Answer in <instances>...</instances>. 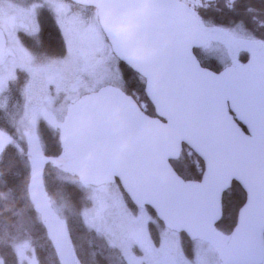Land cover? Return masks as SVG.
Listing matches in <instances>:
<instances>
[{"label":"water","instance_id":"water-1","mask_svg":"<svg viewBox=\"0 0 264 264\" xmlns=\"http://www.w3.org/2000/svg\"><path fill=\"white\" fill-rule=\"evenodd\" d=\"M67 1L95 9L112 54L143 77V92L153 116L144 113L131 96L117 87L102 86L79 96L67 107L61 152L56 156L41 154L30 162L27 196L39 218L54 230L57 263L82 264L72 249L66 223L46 195L42 175L47 164L54 168L67 166L86 186L117 182L132 205L150 209L164 228L185 235L191 242L215 240L222 193L235 182L244 192V201L216 256L220 264H262L264 159L255 152H214L199 132L185 124L168 122L163 112L157 117L158 100L143 71L142 62L150 49L142 29L161 9L169 23L190 41V56L192 49L206 45V35L188 6L177 0ZM4 50L5 38L0 30V57ZM254 57L257 67L264 68V44L240 65L247 66ZM12 141V136L0 129V156ZM182 146L202 162L197 180H183L170 164Z\"/></svg>","mask_w":264,"mask_h":264},{"label":"rangeland","instance_id":"rangeland-1","mask_svg":"<svg viewBox=\"0 0 264 264\" xmlns=\"http://www.w3.org/2000/svg\"><path fill=\"white\" fill-rule=\"evenodd\" d=\"M199 1L184 0L187 5ZM40 7H46L52 13L65 45L62 57L46 63L33 62L18 39L20 31L37 32L36 11ZM0 30L6 46V53L0 58V92L17 71L27 74L21 109L14 116L13 125L17 138L27 142L29 155L35 160L41 155L37 129L40 118L50 128H59L61 133L63 123L58 119L79 96L107 84L119 89L121 76L117 59L98 26L95 9L67 0H0ZM203 30L207 38L206 45L201 47L204 58H215L221 67L230 66L233 61L239 64L240 53L250 54L259 47L258 41L239 26L228 30L204 27ZM59 170L72 176L73 182L90 201L80 211L86 227L103 236L126 264H169L170 261L175 264H220L215 251L224 245L227 236L217 232L214 241L193 240L192 256L186 257L180 248V235L165 230L161 223L159 226L148 208L134 210L130 207L117 182L86 186L67 166ZM148 222L156 223V241L148 237ZM151 227L154 230L153 225ZM49 228L54 235L53 228ZM12 248L20 264H38L27 240L13 243ZM0 264H3L1 259Z\"/></svg>","mask_w":264,"mask_h":264},{"label":"trees","instance_id":"trees-1","mask_svg":"<svg viewBox=\"0 0 264 264\" xmlns=\"http://www.w3.org/2000/svg\"><path fill=\"white\" fill-rule=\"evenodd\" d=\"M188 11L196 18L202 30L204 27L228 30L239 26L244 33L258 41L259 46L264 44V0H200L189 4ZM36 19V33H18L21 44L32 56L33 62L46 63L62 57L65 54L64 40L52 13L46 7H40L36 11ZM194 50L195 56L201 57V48ZM248 56L240 53L239 64ZM202 57H205L203 53ZM206 58L212 59L214 66L221 67L215 58ZM116 62L121 76L120 90L131 95L138 106H142L140 108H143L144 113L153 115L152 106L143 92V77L118 60ZM26 81L27 74L17 71L0 92V129L14 138L0 156V259L3 264H20L12 244L27 240L38 264H58L54 236L49 228L51 226L39 218L27 196L30 162L33 160L29 155L30 148L23 138H17L13 125L14 116L21 109ZM38 135L41 154L56 156L61 152L60 131L39 123ZM170 164L183 180H197L203 170L200 159L185 146H182L177 159L170 161ZM42 180L52 207L66 223L72 249L79 261L82 264H126L122 255L110 247L103 236L88 229L82 221L80 211L90 201L81 187L73 182L72 176L47 164ZM123 197L130 207H134L124 194ZM243 201L244 192L237 183L231 182L222 193L221 216L215 225L216 232L229 235ZM149 212L153 215L150 209ZM152 234L156 240V230ZM179 235L182 253L190 258L192 242L185 235Z\"/></svg>","mask_w":264,"mask_h":264},{"label":"snow or ice","instance_id":"snow-or-ice-1","mask_svg":"<svg viewBox=\"0 0 264 264\" xmlns=\"http://www.w3.org/2000/svg\"><path fill=\"white\" fill-rule=\"evenodd\" d=\"M150 54L142 62L163 119L199 132L214 152L258 153L264 159V68L255 57L216 67L189 55L190 41L161 9L142 29ZM156 106L154 105V109ZM134 129H129L133 131Z\"/></svg>","mask_w":264,"mask_h":264},{"label":"flooded vegetation","instance_id":"flooded-vegetation-1","mask_svg":"<svg viewBox=\"0 0 264 264\" xmlns=\"http://www.w3.org/2000/svg\"><path fill=\"white\" fill-rule=\"evenodd\" d=\"M21 32V31H20ZM19 33V32H18ZM18 39H19V35H18ZM19 41H20V39H19ZM21 43V42H20ZM22 45V44H21ZM24 47V46H23ZM25 48V47H24ZM6 53V46H5V50H4V53H3V55ZM2 55V56H3ZM1 56V57H2ZM0 57V58H1ZM107 85H110V84H107ZM111 86V85H110ZM120 89V88H119ZM67 109V108H66ZM65 112H66V110L64 111V113H63V116H61L62 118H59L58 119V117H57V119L60 121L61 120V122L63 123V121H64V115H65ZM149 116H153V115H150V114H148ZM41 120H39V122L37 123V129H38V126H39V123H44L43 122V118H40ZM43 119V120H42ZM45 124V123H44ZM46 125V124H45ZM49 127V126H48ZM53 130H56L55 128H53ZM57 131H61L59 128H57ZM134 210H136V206H134ZM144 208H146V207H143V208H141V209H144ZM147 209V208H146ZM148 210V209H147ZM132 211V210H131ZM149 223V226L147 225V227H146V230H147V234H148V237H150L152 240H153V234H152V232H154V230H156V227H155V225H156V223H153V222H148ZM151 225H153V228H154V230H152V227H150ZM164 228V227H163ZM165 230H166V228H164ZM163 229V230H164ZM158 235V234H157ZM156 241V240H155ZM169 264H175L173 261H170L169 262Z\"/></svg>","mask_w":264,"mask_h":264},{"label":"built area","instance_id":"built-area-1","mask_svg":"<svg viewBox=\"0 0 264 264\" xmlns=\"http://www.w3.org/2000/svg\"><path fill=\"white\" fill-rule=\"evenodd\" d=\"M177 1L182 2V3H185L184 0H177Z\"/></svg>","mask_w":264,"mask_h":264}]
</instances>
